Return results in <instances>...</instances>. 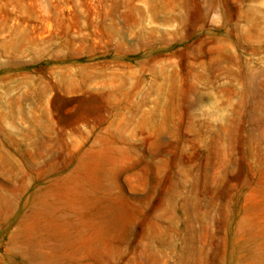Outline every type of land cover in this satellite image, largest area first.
I'll use <instances>...</instances> for the list:
<instances>
[{
  "label": "rangeland",
  "instance_id": "obj_1",
  "mask_svg": "<svg viewBox=\"0 0 264 264\" xmlns=\"http://www.w3.org/2000/svg\"><path fill=\"white\" fill-rule=\"evenodd\" d=\"M0 264H264V0H0Z\"/></svg>",
  "mask_w": 264,
  "mask_h": 264
},
{
  "label": "bare ground",
  "instance_id": "obj_2",
  "mask_svg": "<svg viewBox=\"0 0 264 264\" xmlns=\"http://www.w3.org/2000/svg\"><path fill=\"white\" fill-rule=\"evenodd\" d=\"M240 250V249H239Z\"/></svg>",
  "mask_w": 264,
  "mask_h": 264
}]
</instances>
